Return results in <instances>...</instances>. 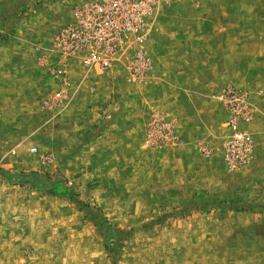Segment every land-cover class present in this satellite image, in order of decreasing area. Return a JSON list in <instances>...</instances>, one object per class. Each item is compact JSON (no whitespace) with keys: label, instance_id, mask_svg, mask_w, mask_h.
Returning <instances> with one entry per match:
<instances>
[{"label":"rangeland","instance_id":"rangeland-1","mask_svg":"<svg viewBox=\"0 0 264 264\" xmlns=\"http://www.w3.org/2000/svg\"><path fill=\"white\" fill-rule=\"evenodd\" d=\"M90 1L0 0V170L47 173L72 192L46 194L0 176V264H264V0H242L241 16L254 25L240 28L225 74L208 75L222 84L203 104L207 116L179 129L171 76L147 51L155 25L144 80L120 66L71 62L67 99L45 106L63 83L49 69L54 37ZM167 1L156 20L168 21L178 4L194 5L179 12L188 18H234L221 7L234 0ZM205 29L222 42L238 28ZM227 87L248 91L255 111L239 126L253 153L234 171L224 154L228 113L216 99ZM177 103L185 112V98ZM155 118L173 125L171 140H150ZM116 229L122 235L106 240Z\"/></svg>","mask_w":264,"mask_h":264},{"label":"built area","instance_id":"built-area-1","mask_svg":"<svg viewBox=\"0 0 264 264\" xmlns=\"http://www.w3.org/2000/svg\"><path fill=\"white\" fill-rule=\"evenodd\" d=\"M162 2L167 0H93L75 7L72 20L58 31L52 42L56 65L49 68L63 83L46 98V107H56L67 99L71 62L95 71L124 68L134 80H144L151 71L145 43L152 33ZM48 63V61H44ZM227 110V126L232 131L224 146L230 171L245 166L253 153V137L239 129L253 120L254 106L248 91L227 87L216 95ZM150 140L173 138V125L163 118L151 123ZM155 132L157 134H155Z\"/></svg>","mask_w":264,"mask_h":264},{"label":"crops","instance_id":"crops-1","mask_svg":"<svg viewBox=\"0 0 264 264\" xmlns=\"http://www.w3.org/2000/svg\"><path fill=\"white\" fill-rule=\"evenodd\" d=\"M192 7L194 5L178 4L172 8L173 17L168 21L157 19L155 30L147 43V51L154 67L160 74L171 76L169 80L172 102L170 109L175 115L176 120L173 119L178 129L183 123L193 121L196 116L201 118L203 114L207 116V113L203 112V104L212 100L213 90L222 84L219 80L215 84L208 75L210 73L225 74V60L234 57L229 54L230 48L233 46L238 50L241 47L238 39L241 36L240 28L254 25L253 21L245 20L241 16L242 0L221 4L224 10L234 12L233 19L188 18L185 17L186 14L179 13L189 11ZM202 7V5L198 6L200 10L203 9ZM210 26H233L238 29L233 31L234 40L231 41L223 36V39H226L219 42L216 40L215 30H211L213 35L210 36L209 30L205 29ZM219 60L224 62L220 63ZM172 92L173 96H171ZM182 92L186 93L185 96ZM179 97L185 98L187 106L185 112L177 103Z\"/></svg>","mask_w":264,"mask_h":264},{"label":"trees","instance_id":"trees-1","mask_svg":"<svg viewBox=\"0 0 264 264\" xmlns=\"http://www.w3.org/2000/svg\"><path fill=\"white\" fill-rule=\"evenodd\" d=\"M0 176L3 179L7 180L12 185H17V186L28 185L46 194L62 195V196L72 195V192H68L66 190L63 181L54 179L50 174H47V173H41L38 171H31V172L12 171L11 172V171L0 170ZM95 221H96L95 224L101 229H104V225H107V221L101 217L96 216ZM109 227H107V229H110ZM111 233L115 236L122 235L117 229L111 230L109 237L106 236V240H109L110 238H112ZM108 243L110 242L108 241ZM107 248H109V251H111L110 245L107 246Z\"/></svg>","mask_w":264,"mask_h":264}]
</instances>
